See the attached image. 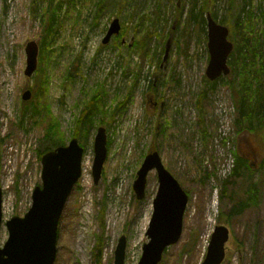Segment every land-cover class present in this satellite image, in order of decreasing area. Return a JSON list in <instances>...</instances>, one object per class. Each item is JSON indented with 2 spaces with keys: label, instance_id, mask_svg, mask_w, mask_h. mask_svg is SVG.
I'll use <instances>...</instances> for the list:
<instances>
[{
  "label": "rangeland",
  "instance_id": "obj_1",
  "mask_svg": "<svg viewBox=\"0 0 264 264\" xmlns=\"http://www.w3.org/2000/svg\"><path fill=\"white\" fill-rule=\"evenodd\" d=\"M100 1L64 0L54 23L58 31L54 27L50 46L40 48L50 9L58 0H0V246L8 237L5 222L27 212L33 189L41 185L38 151L48 143L44 139L48 121L57 118L66 145L75 137L77 120L98 100L99 114L93 113V123L83 125L76 136L84 149L85 174L61 216L53 264H113L122 235L126 238L124 264L138 263L142 246L149 240L146 230L158 188L157 174L148 173L141 200L132 183L150 151L159 153L189 197L182 234L158 264H200L217 224L229 229L221 264H264V134L238 131L230 90L220 83L208 88L204 79L209 59L207 27L205 40L199 37V24L188 20L191 0H104L105 8L98 14ZM244 2L233 0L232 9L228 0L213 2L216 21L223 19L233 45L236 14ZM250 6L256 35L263 37L264 0H252ZM178 10L180 29L191 24L188 37L170 32ZM115 18L126 30L122 43L116 44L113 35L103 44ZM149 28L159 30V35L147 39L146 57L140 46L131 45ZM169 38L171 46L163 61ZM29 41L38 45V64L26 76ZM151 80L160 81L157 89L149 88ZM26 90L31 97L24 101ZM99 127L106 129L107 157L95 184L91 167ZM201 127L206 129V141ZM235 151L251 170L229 178ZM251 184L257 188V203L229 217L234 201L244 197Z\"/></svg>",
  "mask_w": 264,
  "mask_h": 264
},
{
  "label": "water",
  "instance_id": "obj_2",
  "mask_svg": "<svg viewBox=\"0 0 264 264\" xmlns=\"http://www.w3.org/2000/svg\"><path fill=\"white\" fill-rule=\"evenodd\" d=\"M207 50L209 54L205 75L213 81L228 75L227 63L233 50L229 41V29L206 15ZM121 25L113 19L102 43L106 44L113 35L120 32ZM171 43L165 45L163 61L166 60ZM26 65L24 74L31 76L37 68L38 45L29 41L25 46ZM30 90L22 94L29 100ZM94 159L92 175L98 183L107 157V134L99 127L94 137ZM83 147L73 137L66 145L45 152L41 157V185L32 191V204L23 216H13L6 221L8 237L0 246V264H53L56 258L59 223L67 200L81 176ZM154 170L158 188L152 202L153 211L146 230L148 242L142 246L137 264H158L165 249L175 244L183 230V216L188 203V194L177 179L164 166L157 151H150L144 157L132 183L138 200L145 196L147 175ZM2 224V188L0 187V227ZM229 239V229L217 224L209 239L201 264H221L225 257V244ZM126 238L121 236L114 250L113 264H124Z\"/></svg>",
  "mask_w": 264,
  "mask_h": 264
},
{
  "label": "trees",
  "instance_id": "obj_3",
  "mask_svg": "<svg viewBox=\"0 0 264 264\" xmlns=\"http://www.w3.org/2000/svg\"><path fill=\"white\" fill-rule=\"evenodd\" d=\"M73 1V0H70ZM215 0H191V6L188 10V20L192 19L193 22L199 24L197 27L199 32V37L206 40V19L205 14L207 12L211 13V16L217 20L216 12L212 10L213 2ZM229 1V9L233 7V0ZM64 0H58L57 5L50 9V16L46 23V27H44V36L41 40L40 48L49 47L50 46V38L49 35L52 33L54 27H56L55 33H57V25H54L59 19L58 11L62 7ZM252 0H245L244 4L240 7L239 11L236 14L234 30L232 32L234 36V48L230 54V58L228 60V65L230 67V75L221 76L214 81H210L206 78L205 81L208 84V88L214 89L216 84L220 83L227 87L230 90L231 101L233 103L234 109L236 111V118L234 120L235 127H237L238 131L249 130L250 132H258L262 131L264 134V30L263 37H259L256 34V29L254 25L255 13L251 9ZM177 6V5H176ZM105 8L104 0L98 3L97 13H101ZM177 8V7H176ZM157 10L160 11V7L157 6ZM180 14V10H178V15L174 26H170V32L175 31L177 34L181 32V35H185L188 37L191 33L187 31V29L191 26L190 23H187L183 28L182 22L178 19ZM219 23L223 24V19L218 20ZM54 33V34H55ZM53 34V35H54ZM126 34V30L122 27L120 33L114 36V42L116 44L121 45V38ZM159 35V30L154 29V31L147 30L138 41H132V47L140 46L139 48L144 51V55L149 56V50L147 51L144 47L146 45L147 39H151L152 37H156ZM188 39V38H187ZM179 40L177 41V43ZM115 44V43H114ZM41 50V49H40ZM47 50V49H46ZM160 82V81H159ZM158 81L151 80L149 88L151 90L157 89ZM160 84V83H159ZM44 85V84H43ZM102 85L99 86V93L103 91ZM93 96V98L97 95ZM204 94V93H203ZM204 96V95H203ZM96 98V97H95ZM94 98V99H95ZM100 99V98H99ZM120 103L118 107H116V111L120 109ZM98 100L91 102L90 108L86 110L85 117L82 119H78L76 122V130L73 136H77L80 128L82 130V126L91 125L93 123V113L99 114L100 110L97 108ZM89 106V105H88ZM197 109L201 110V101L197 102ZM32 109L36 111L35 105L32 106ZM47 113L50 115V109H47ZM92 115V116H91ZM104 115V114H103ZM87 124V125H86ZM87 130V128H86ZM85 130V131H86ZM84 131V132H85ZM259 133V132H258ZM201 135L203 141H206L207 134L206 129L201 127ZM45 141H48L47 145L41 147L38 151V156H41L49 151L54 149L57 146L65 145L66 140L64 139V134H62L60 129V123L56 117L52 116V118L48 121V125L46 128V133L44 135ZM234 165L229 174V178L237 177L241 175V172L247 174L251 170V166L248 162L244 161L242 156L238 152H234ZM262 167H264V157L262 160ZM209 177V174L207 175ZM227 180H223L222 185H226ZM223 189V188H221ZM220 189V196L222 195V190ZM258 201L257 188L255 184L248 185L246 190V195L241 197L240 200L234 201V205L230 209L228 216H234L240 214L243 209L250 205L255 204Z\"/></svg>",
  "mask_w": 264,
  "mask_h": 264
},
{
  "label": "built area",
  "instance_id": "obj_4",
  "mask_svg": "<svg viewBox=\"0 0 264 264\" xmlns=\"http://www.w3.org/2000/svg\"><path fill=\"white\" fill-rule=\"evenodd\" d=\"M84 172V174H85V171H83ZM84 176V175H83ZM85 177V176H84Z\"/></svg>",
  "mask_w": 264,
  "mask_h": 264
},
{
  "label": "flooded vegetation",
  "instance_id": "obj_5",
  "mask_svg": "<svg viewBox=\"0 0 264 264\" xmlns=\"http://www.w3.org/2000/svg\"><path fill=\"white\" fill-rule=\"evenodd\" d=\"M239 150H240V148H239ZM168 248V247H167Z\"/></svg>",
  "mask_w": 264,
  "mask_h": 264
}]
</instances>
